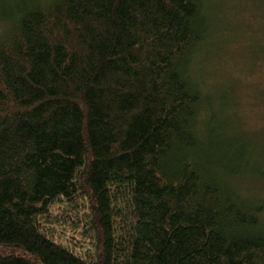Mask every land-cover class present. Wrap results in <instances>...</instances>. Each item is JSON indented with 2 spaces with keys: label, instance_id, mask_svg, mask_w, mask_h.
<instances>
[{
  "label": "trees",
  "instance_id": "1",
  "mask_svg": "<svg viewBox=\"0 0 264 264\" xmlns=\"http://www.w3.org/2000/svg\"><path fill=\"white\" fill-rule=\"evenodd\" d=\"M210 6L0 0V264H264L263 146L199 84Z\"/></svg>",
  "mask_w": 264,
  "mask_h": 264
},
{
  "label": "rangeland",
  "instance_id": "2",
  "mask_svg": "<svg viewBox=\"0 0 264 264\" xmlns=\"http://www.w3.org/2000/svg\"><path fill=\"white\" fill-rule=\"evenodd\" d=\"M208 3L212 29L196 59L199 84L213 111L223 117L228 104L227 115L238 122L242 135L264 149V0ZM254 152L264 161V151ZM237 186L243 195H264L258 177L246 176Z\"/></svg>",
  "mask_w": 264,
  "mask_h": 264
}]
</instances>
